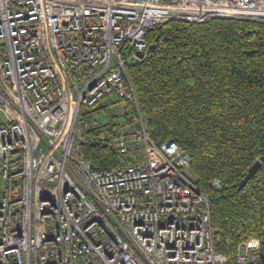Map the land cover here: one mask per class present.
Listing matches in <instances>:
<instances>
[{"label": "built area", "instance_id": "1", "mask_svg": "<svg viewBox=\"0 0 264 264\" xmlns=\"http://www.w3.org/2000/svg\"><path fill=\"white\" fill-rule=\"evenodd\" d=\"M213 17L264 21V0H0V264L227 263L189 154L172 139L151 142L126 71L156 25ZM92 128L140 160L93 169L80 149ZM262 256L251 237L233 264Z\"/></svg>", "mask_w": 264, "mask_h": 264}, {"label": "trees", "instance_id": "2", "mask_svg": "<svg viewBox=\"0 0 264 264\" xmlns=\"http://www.w3.org/2000/svg\"><path fill=\"white\" fill-rule=\"evenodd\" d=\"M145 40L146 55L126 71L148 138L157 145L172 139L189 154L195 187L209 198L214 252L233 264L237 245L257 237L263 246L257 264H264V163L238 187L264 154V21L172 19ZM123 109L124 123L135 124L134 105ZM94 131L80 145L93 169L140 160L138 149L118 152Z\"/></svg>", "mask_w": 264, "mask_h": 264}, {"label": "water", "instance_id": "3", "mask_svg": "<svg viewBox=\"0 0 264 264\" xmlns=\"http://www.w3.org/2000/svg\"><path fill=\"white\" fill-rule=\"evenodd\" d=\"M138 57L142 58V52H138ZM264 163V154L253 162V164L248 168L244 177L238 182V187L243 186L256 172V170Z\"/></svg>", "mask_w": 264, "mask_h": 264}, {"label": "rangeland", "instance_id": "4", "mask_svg": "<svg viewBox=\"0 0 264 264\" xmlns=\"http://www.w3.org/2000/svg\"><path fill=\"white\" fill-rule=\"evenodd\" d=\"M107 100H108V99H103V100H101V101L98 103L97 107H100V106L106 104V103H107ZM100 104H101V105H100ZM112 112H113V113H112V114H113V120H114L115 122L122 123L123 119H122L121 116H119V115L116 113V108L112 109ZM93 113H97V112H93ZM107 114H108L107 111H105L103 108H100V110L98 111V117L101 118V119H104V118L107 116Z\"/></svg>", "mask_w": 264, "mask_h": 264}, {"label": "crops", "instance_id": "5", "mask_svg": "<svg viewBox=\"0 0 264 264\" xmlns=\"http://www.w3.org/2000/svg\"><path fill=\"white\" fill-rule=\"evenodd\" d=\"M5 121H6V115L3 111V109L0 107V124H3ZM3 186H4L3 181L0 178V195H1V192L3 190Z\"/></svg>", "mask_w": 264, "mask_h": 264}]
</instances>
